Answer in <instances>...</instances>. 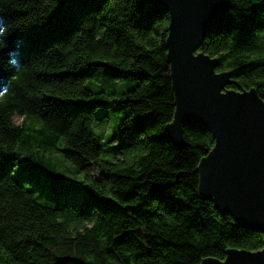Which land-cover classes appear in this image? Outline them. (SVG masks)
<instances>
[{
  "label": "trees",
  "instance_id": "1",
  "mask_svg": "<svg viewBox=\"0 0 264 264\" xmlns=\"http://www.w3.org/2000/svg\"><path fill=\"white\" fill-rule=\"evenodd\" d=\"M168 23L163 0H0V264H200L263 248L200 196L212 134L184 123L176 148L165 132ZM198 52L226 89L264 102V0H229ZM95 72L108 93L85 87ZM96 109L119 118L108 160Z\"/></svg>",
  "mask_w": 264,
  "mask_h": 264
},
{
  "label": "water",
  "instance_id": "2",
  "mask_svg": "<svg viewBox=\"0 0 264 264\" xmlns=\"http://www.w3.org/2000/svg\"><path fill=\"white\" fill-rule=\"evenodd\" d=\"M169 16L165 40L175 101L174 120L165 132L176 148L185 147L182 124L205 128L213 148L199 162L200 196L236 228L264 235V102L256 91L226 89L227 72L198 52L204 37L227 17L229 0H163ZM200 264H264L263 248L228 250L223 261Z\"/></svg>",
  "mask_w": 264,
  "mask_h": 264
},
{
  "label": "rangeland",
  "instance_id": "3",
  "mask_svg": "<svg viewBox=\"0 0 264 264\" xmlns=\"http://www.w3.org/2000/svg\"><path fill=\"white\" fill-rule=\"evenodd\" d=\"M98 73L95 72L93 74V77L88 78L84 85L86 88L90 89L91 91H96L97 89H99V86H101L100 89H103L104 91H106V93H108V91L110 90L109 87H104V84H100L99 82L94 80V77H97ZM93 115L95 118L100 119L103 116L108 117V123H107V127L105 128L104 131L100 132L99 130H97L95 127H93V131L95 133V135H99L100 133H102L103 137H101V143H102V153H101V159L103 160H108L109 159V150L112 147V144H114V142H111V137L113 135L116 134V126L119 123V118L110 110H104V109H96L93 112ZM14 123L15 124H20L22 122V117L20 116H16L14 117ZM110 140V141H109ZM59 155V154H58ZM59 157L61 158V154L59 155ZM94 176L98 175V171L93 172ZM13 176L17 177L19 176V170L18 168H16L13 171Z\"/></svg>",
  "mask_w": 264,
  "mask_h": 264
},
{
  "label": "snow or ice",
  "instance_id": "4",
  "mask_svg": "<svg viewBox=\"0 0 264 264\" xmlns=\"http://www.w3.org/2000/svg\"><path fill=\"white\" fill-rule=\"evenodd\" d=\"M0 32H3V29L2 28H0ZM260 60L262 61V62H264V56H261L260 57ZM0 94H2V93H0ZM3 167V162L2 161H0V168H2ZM82 179V178H81Z\"/></svg>",
  "mask_w": 264,
  "mask_h": 264
}]
</instances>
